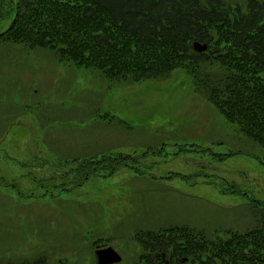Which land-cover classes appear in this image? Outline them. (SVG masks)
Listing matches in <instances>:
<instances>
[{"label": "rangeland", "instance_id": "374dc122", "mask_svg": "<svg viewBox=\"0 0 264 264\" xmlns=\"http://www.w3.org/2000/svg\"><path fill=\"white\" fill-rule=\"evenodd\" d=\"M192 84L178 67L109 85L54 52L0 44V264H97V246L136 264L139 232L225 239L257 225L264 145Z\"/></svg>", "mask_w": 264, "mask_h": 264}, {"label": "trees", "instance_id": "16d2710c", "mask_svg": "<svg viewBox=\"0 0 264 264\" xmlns=\"http://www.w3.org/2000/svg\"><path fill=\"white\" fill-rule=\"evenodd\" d=\"M5 1L11 9L7 15L0 12V19L9 20L0 32V44L54 52L57 62L84 67L109 85L166 78L171 70L183 68L197 94L249 139L264 145V0H0V4ZM194 42L206 44V49L198 52ZM258 205L252 204L259 223L225 239L185 227L167 229L164 240L153 242L134 233L142 248L136 264H156L157 252L175 249L194 264H264V205ZM40 259L19 264H39Z\"/></svg>", "mask_w": 264, "mask_h": 264}, {"label": "water", "instance_id": "95a60500", "mask_svg": "<svg viewBox=\"0 0 264 264\" xmlns=\"http://www.w3.org/2000/svg\"><path fill=\"white\" fill-rule=\"evenodd\" d=\"M193 48L198 52H200L206 49V44L194 42ZM95 254H96L97 264H113L120 262L122 259L121 255L111 246H105V247L97 246L95 249ZM161 256L164 259L165 257L164 253H161ZM164 264H167V262H165Z\"/></svg>", "mask_w": 264, "mask_h": 264}, {"label": "flooded vegetation", "instance_id": "af4514ba", "mask_svg": "<svg viewBox=\"0 0 264 264\" xmlns=\"http://www.w3.org/2000/svg\"><path fill=\"white\" fill-rule=\"evenodd\" d=\"M167 254H168V260L170 261L169 264H174V263L175 264L176 263L177 264H185V263H188L190 261V259L186 260V259L182 258V256H180L179 261H177V262L176 261H172L170 253H167ZM177 254H179V252H177V253L175 252V256ZM159 260L161 261L162 259L160 258ZM159 260H157V261H159ZM161 264H163L162 261H161Z\"/></svg>", "mask_w": 264, "mask_h": 264}]
</instances>
